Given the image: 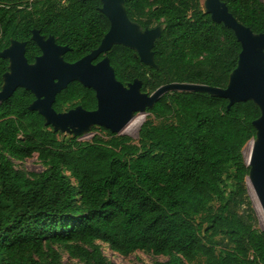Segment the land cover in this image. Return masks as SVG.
<instances>
[{"label": "trees", "instance_id": "obj_1", "mask_svg": "<svg viewBox=\"0 0 264 264\" xmlns=\"http://www.w3.org/2000/svg\"><path fill=\"white\" fill-rule=\"evenodd\" d=\"M236 18L264 32L262 0H224ZM143 27L164 24L155 43L158 69L133 49L114 45L118 80L136 77L153 92L170 82L225 87L241 44L214 21L201 0H126ZM100 0H0V49L27 42L30 62L41 54L32 30L71 49L73 62L96 48L110 22ZM103 54L99 56L101 58ZM9 60L0 56V88ZM35 95L22 87L0 103V264H69L57 245L82 264H122L137 250L167 256L152 264H264V230L249 194L244 147L260 115L251 100L236 102L205 92L164 94L147 112L138 139L102 129L92 139L54 132L29 109ZM97 106L95 91L73 81L53 107ZM37 154L42 171L17 166ZM138 264H149L140 262Z\"/></svg>", "mask_w": 264, "mask_h": 264}, {"label": "water", "instance_id": "obj_2", "mask_svg": "<svg viewBox=\"0 0 264 264\" xmlns=\"http://www.w3.org/2000/svg\"><path fill=\"white\" fill-rule=\"evenodd\" d=\"M100 1V10L110 22L109 30L96 48L76 61L65 59L64 55L71 49L68 45L59 44L54 35L45 36L36 28L32 30V39L39 45L41 54L35 61L29 62L26 57V41L11 39L7 47L0 49V56L9 60L0 88V103L10 98L17 88H25L35 95L29 109L38 111L46 126L61 134L83 136L94 126L105 127L114 133L122 132L136 113L146 112L168 92H205L223 97L228 99L227 110L236 102L251 100L258 106L260 115L253 120L256 135L247 161L248 182L264 211V32H254L239 21L226 1L204 0L205 12L214 21L231 28L241 44L237 65L230 72L226 86L170 82L153 92L143 91L139 78L127 85L117 79L106 53L114 45L122 44L134 49L145 64L158 69L154 46L165 25L143 28L129 17L126 0ZM100 54H104L103 58L94 62ZM73 81L95 90L96 109L87 110L76 105L66 111H57L53 107L57 93Z\"/></svg>", "mask_w": 264, "mask_h": 264}, {"label": "rangeland", "instance_id": "obj_3", "mask_svg": "<svg viewBox=\"0 0 264 264\" xmlns=\"http://www.w3.org/2000/svg\"><path fill=\"white\" fill-rule=\"evenodd\" d=\"M262 1L264 2V0H262ZM201 2L203 3L204 0H201ZM136 117H139L140 124L138 123V124H136V126H134V128H132V126H129V124H130L129 123L125 127V129L122 132H120L119 134H126V135L131 136L133 139L137 140L140 126L148 118H153V115L149 114L148 112H144V113H138L136 115ZM94 134H101V135L106 136V133L102 129L96 128V129L92 130L90 133L81 136L80 139L90 140V139H92V136ZM250 145L252 147V141H250L244 147V153L249 149ZM251 147H250V152H251ZM245 158H246V156H245ZM15 162H16L18 167L27 169L29 171H42L44 169V166H43L42 162L39 160V158H38L36 153L32 157H29V158H27V159H25L23 161L15 160ZM249 194H250V197L252 199V203H253V206H254V208L256 210L257 216H258V226H259L260 229L264 230V223L262 222V219L259 217L260 214L258 212L257 203L259 204L260 207H261V205H260V203L258 201V198H257L256 194L251 192L250 183H249ZM254 194H255V197H254ZM261 210H262V207H261ZM263 214H264V212H263ZM100 243L102 245L104 253L110 259H113L114 261H116L118 263H122V264H138L140 262H146V263L152 264L156 260H166L167 259V256L155 255V254H152V253H146V252L141 251V250H137L134 253L130 254L129 256L124 257L121 254L111 250L106 243H103V242H100ZM56 247L59 248V250L61 251L64 261L68 262L69 264H82L77 259L70 258L68 256V253L66 252V250L64 248H62L60 245H57Z\"/></svg>", "mask_w": 264, "mask_h": 264}, {"label": "bare ground", "instance_id": "obj_4", "mask_svg": "<svg viewBox=\"0 0 264 264\" xmlns=\"http://www.w3.org/2000/svg\"><path fill=\"white\" fill-rule=\"evenodd\" d=\"M138 123L140 124L139 117H136L132 122H130L129 126H132V128H134V126H136V124H138ZM129 126H128V127H129ZM250 147H251V145H250ZM250 147H249V149L244 153L245 156H246V160H247V161L249 160V157H250ZM250 190H251L252 193H254L251 184H250ZM254 197H255V194H254ZM256 201H257V200H256ZM255 204H256V203H255ZM257 207H258V212H259V214H260L259 217L262 219V222L264 223V214H263L264 211L261 210V207L259 206L258 203H257ZM262 225H263V224H262Z\"/></svg>", "mask_w": 264, "mask_h": 264}, {"label": "flooded vegetation", "instance_id": "obj_5", "mask_svg": "<svg viewBox=\"0 0 264 264\" xmlns=\"http://www.w3.org/2000/svg\"><path fill=\"white\" fill-rule=\"evenodd\" d=\"M135 21V20H134ZM137 22V21H136ZM140 24V23H139ZM141 25V24H140ZM142 26V25H141ZM143 27V26H142ZM155 27V26H154ZM143 28H145V27H143ZM150 28V27H149ZM21 41V40H20ZM39 46V45H38ZM26 47H27V44H26ZM133 51H134V49H133ZM101 55V54H100ZM99 55V56H100ZM107 55V54H106ZM134 55H135V57H137V58H139L140 59V57H138L137 55H136V53H135V51H134ZM103 56H104V54H103ZM103 56L101 57V58H103ZM101 58H97L96 60H94V62H97L98 60H100ZM36 59V58H35ZM141 60V59H140ZM35 61V60H34ZM30 62V61H29ZM141 62L142 63H144L142 60H141ZM145 64V63H144ZM145 65H147V64H145ZM147 66H149V65H147ZM151 67V66H150ZM136 78H138V77H136ZM140 79V78H139ZM142 80V79H141ZM134 81V80H133ZM132 81V82H133ZM129 83H131V82H129ZM128 83V84H129ZM127 85V84H126ZM142 85H143V81H142ZM90 88V87H89ZM93 89V88H92ZM94 90V89H93ZM143 90V89H142ZM62 91V90H61ZM95 91V90H94ZM144 91V90H143ZM95 95H96V93H95ZM57 96V95H56ZM97 99V98H96ZM55 102V101H54ZM78 105H81V104H78ZM75 107V106H74ZM73 108V107H72ZM96 108H97V106H96ZM96 108H94V109H96ZM70 109V108H69ZM68 109V110H69ZM86 109V108H85ZM94 109H87V110H94ZM148 109V108H147ZM64 111H66V110H64ZM147 112V111H146ZM138 113H136V115H137ZM95 127V126H94ZM96 127H102V126H96Z\"/></svg>", "mask_w": 264, "mask_h": 264}, {"label": "built area", "instance_id": "obj_6", "mask_svg": "<svg viewBox=\"0 0 264 264\" xmlns=\"http://www.w3.org/2000/svg\"><path fill=\"white\" fill-rule=\"evenodd\" d=\"M31 1H33V0H29V2H31Z\"/></svg>", "mask_w": 264, "mask_h": 264}]
</instances>
